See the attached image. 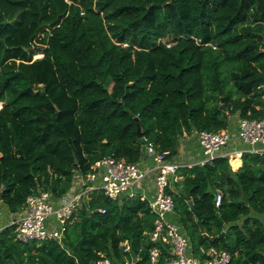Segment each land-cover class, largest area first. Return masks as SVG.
<instances>
[{"label":"trees","instance_id":"1","mask_svg":"<svg viewBox=\"0 0 264 264\" xmlns=\"http://www.w3.org/2000/svg\"><path fill=\"white\" fill-rule=\"evenodd\" d=\"M263 111L264 0H0V206L9 212L39 191L62 196L99 156L136 163L144 139L171 156L184 132ZM177 175L168 192L191 254L203 260L215 248L230 264H264V151L243 152L235 171L219 156ZM188 190L196 216L180 195ZM154 218L139 195L119 204L93 189L63 245L22 243L14 223L3 226L0 264H95L101 253L122 264L124 241L146 264Z\"/></svg>","mask_w":264,"mask_h":264},{"label":"built area","instance_id":"2","mask_svg":"<svg viewBox=\"0 0 264 264\" xmlns=\"http://www.w3.org/2000/svg\"><path fill=\"white\" fill-rule=\"evenodd\" d=\"M236 140L249 147L241 151L261 153L264 151V111L260 119H238ZM193 134L200 147L202 158L189 164H180L170 156L168 150L157 152L151 142L144 139L143 152L136 163L124 162L112 155L102 156L92 165V172L85 175L84 182H76L74 175L70 189L58 197L48 191H39L30 194L25 199V205L19 218L11 223L15 224L14 239L28 243L30 241L54 240L63 245L65 231L68 225L73 224L89 198V192L99 189L105 196L116 200L119 204L125 199L138 195V185L144 180L147 173L153 174V196L146 200L151 212L155 215L153 228L149 233V241L153 246L149 249L146 264H230L231 255L226 250L209 248L207 258L200 260L190 252V241L182 232L181 227L170 220L168 216L174 214V199L168 192L171 184L179 177L177 171L182 166H192L211 162L219 156L230 158L231 152L227 150L231 141V134L226 128L218 131L192 130L184 132L178 139L186 134ZM152 158L154 167H142V159ZM83 176V174H81ZM98 180V184L92 182ZM90 183V185H89ZM79 184V185H78ZM92 184V185H91ZM141 197V196H140ZM221 193L217 192L215 205L221 200ZM141 199H144L141 197ZM1 229V228H0ZM123 252L127 253L122 264H142L140 252H132L127 241L122 243ZM165 253L162 261L161 256ZM95 264H112L108 256L99 254Z\"/></svg>","mask_w":264,"mask_h":264},{"label":"crops","instance_id":"3","mask_svg":"<svg viewBox=\"0 0 264 264\" xmlns=\"http://www.w3.org/2000/svg\"><path fill=\"white\" fill-rule=\"evenodd\" d=\"M240 117L237 114H234L232 116H230L229 120H228V125H227V130L229 131V133L231 134V141H233V143L231 142L228 145L227 150H229L231 152L230 158L228 159V162L231 166L232 170H236L240 165H241V151L246 150L249 146L247 144L244 143H240L236 140V133H237V129H238V119ZM181 142V144H180ZM177 153L174 157V159L180 163V164H191L199 159L202 158V154L200 152V147L197 144V140L194 137L193 134H186L183 135V137L180 139H178V144H177ZM239 152V164L236 166V168L231 164V160H233V158L236 157V155ZM142 167H144L145 169H151L154 167V162L152 158L149 157H144L142 159L141 162ZM75 176L78 178H76V182H84L85 180V175H81L79 172L75 173ZM84 183H88V182H84ZM98 180L93 181L92 184L96 185L98 184ZM78 184V185H79ZM91 184V185H92ZM90 185V183H89ZM138 195L141 196L142 198L148 200L150 198H152L153 196V174L147 173L146 177L144 178V180L138 185ZM72 188H70L71 191ZM75 188H73L72 190H74ZM54 197V196H53ZM191 198V197H190ZM55 203L58 202V197H55ZM0 210H2V214L4 216V218L0 217V228H2L4 225L10 224L13 220L17 219L20 217L21 213L20 212H9L3 205L0 206ZM168 218L170 220H172L173 222L176 221V216L175 213L168 216ZM262 219H264L263 217H261ZM176 223V222H175Z\"/></svg>","mask_w":264,"mask_h":264},{"label":"water","instance_id":"4","mask_svg":"<svg viewBox=\"0 0 264 264\" xmlns=\"http://www.w3.org/2000/svg\"><path fill=\"white\" fill-rule=\"evenodd\" d=\"M135 121H136V132L138 134V136H142V132H141V128H140V125H139V121L137 118H135ZM101 156H99L100 158ZM74 163L77 164V159L76 157L74 156ZM181 197L188 203L189 205V209L194 213V215L196 216V211L195 209L193 208V205H192V201H191V195H190V190H188V192L186 194H180ZM1 199V197H0ZM198 224L200 226V230L203 232V227H202V222L199 220L198 221ZM224 235V232H222L218 237H223ZM216 237H212L211 240L215 239Z\"/></svg>","mask_w":264,"mask_h":264},{"label":"rangeland","instance_id":"5","mask_svg":"<svg viewBox=\"0 0 264 264\" xmlns=\"http://www.w3.org/2000/svg\"><path fill=\"white\" fill-rule=\"evenodd\" d=\"M181 144V142H180ZM5 207V206H4ZM0 217L4 218L3 214H2V210H0ZM5 226V225H4Z\"/></svg>","mask_w":264,"mask_h":264},{"label":"bare ground","instance_id":"6","mask_svg":"<svg viewBox=\"0 0 264 264\" xmlns=\"http://www.w3.org/2000/svg\"><path fill=\"white\" fill-rule=\"evenodd\" d=\"M238 154H239V152H238ZM238 154H237V155H238Z\"/></svg>","mask_w":264,"mask_h":264}]
</instances>
